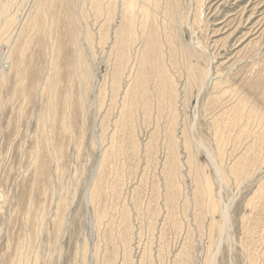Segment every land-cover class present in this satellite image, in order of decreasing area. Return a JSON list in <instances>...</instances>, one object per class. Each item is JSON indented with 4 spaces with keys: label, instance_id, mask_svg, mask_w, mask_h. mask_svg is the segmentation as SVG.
<instances>
[{
    "label": "rangeland",
    "instance_id": "1",
    "mask_svg": "<svg viewBox=\"0 0 264 264\" xmlns=\"http://www.w3.org/2000/svg\"><path fill=\"white\" fill-rule=\"evenodd\" d=\"M208 1L192 39L233 46L163 101L118 88L114 0H0V264H264V0Z\"/></svg>",
    "mask_w": 264,
    "mask_h": 264
},
{
    "label": "bare ground",
    "instance_id": "2",
    "mask_svg": "<svg viewBox=\"0 0 264 264\" xmlns=\"http://www.w3.org/2000/svg\"><path fill=\"white\" fill-rule=\"evenodd\" d=\"M207 1L208 0H196L197 16L195 17L194 24L197 22V18L199 22L202 21V14L205 13L204 7L207 4ZM189 2L190 0H114V14L119 19V25L114 31L118 88L123 85L124 81L126 82V79H128V82L130 79L135 78L132 74L137 66V61H140V66L144 68L143 71L139 68L137 74H142L141 76L145 79L144 81L146 85L150 83L151 80L160 78V83L157 84L156 89L159 92V98L163 101L168 100L167 94L169 93V88L172 87V77L170 75L168 77L166 74H186L187 82L185 81L186 85L184 86H186L187 92L190 91L189 93L195 89L200 91L203 85L205 86L206 81L210 79L212 75V68L210 66L211 59L216 61L219 58V55H223L230 51L229 48L233 45H230L229 38L231 35V37H233L232 33H234V30L228 34V39L226 38L224 42L221 44L219 43V45L217 44V48L220 52L214 54V57L212 58L208 48L209 45L207 46L203 41L195 43L194 38L192 39L194 29L191 26L192 23H190V19H188L190 15L188 16L186 13L187 8H189V5L191 4ZM44 4L45 0H37L35 5L37 10L35 16L37 18H40L39 16L42 15ZM236 14L237 12L235 13L233 12V9H230L227 11L226 16L232 17ZM243 17L242 14L239 16V19L237 18V27H240L243 24L245 19ZM224 19L223 21H220L224 22ZM187 26H191V28L189 27L190 32L188 33L186 31ZM229 27H231V25ZM217 32L219 31L213 29L211 33L214 36ZM77 33L78 32H75L73 37L75 40L76 56L79 58L82 56V48L78 43L79 33ZM190 34L191 38H189ZM203 40H205L206 43L208 42L206 41V38ZM53 58L54 57H52V61ZM79 63L80 62L78 61L74 62L77 69L81 70L83 73V65L80 66ZM81 79L86 86L90 84L89 79L83 77ZM139 79L136 82H139ZM137 86L139 87V91L143 90V88H140V83ZM130 90L131 89H128L126 94H131ZM146 92L147 91H143L142 94L139 92L141 95L137 94L138 96H134V93L131 94L128 106L132 110H135L136 107L144 104L147 105L146 103H148V99ZM175 96H177V92ZM244 102L245 101H243V103ZM189 142L191 141L187 139V147L190 148L191 145ZM173 149H175V145Z\"/></svg>",
    "mask_w": 264,
    "mask_h": 264
}]
</instances>
